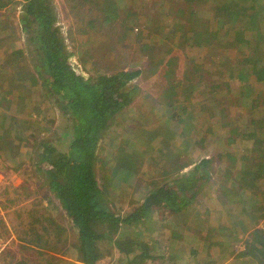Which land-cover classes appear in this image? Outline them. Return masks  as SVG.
<instances>
[{"label":"rangeland","instance_id":"rangeland-1","mask_svg":"<svg viewBox=\"0 0 264 264\" xmlns=\"http://www.w3.org/2000/svg\"><path fill=\"white\" fill-rule=\"evenodd\" d=\"M19 2L12 0L0 8V23L6 26L2 31L6 34L0 42V70L10 74L17 71L18 64L5 66L3 59L8 58V53L14 49L21 50L28 65L35 59L18 20ZM115 2L119 18L114 22H102L96 10L90 13L84 8L88 7L84 2L51 0L57 24L68 50L72 52L70 60L76 72L84 77L96 78L98 73L110 72L111 63L119 67L126 64L129 69L144 68L143 73L131 83V87L137 88L135 102L130 106L131 118L120 122L122 124L114 138L102 142L103 150L98 155L97 166L108 168L107 163L103 165L101 161L102 158L106 162L110 160L105 156L107 149L118 152L132 142H135L134 147L138 143L145 144L140 136L156 125L165 128L167 137L171 135V139L165 141L162 129L151 136L156 146L147 149L144 145L148 156L141 168L142 174L137 175L131 187L126 189L127 198L121 208L112 207L116 213L125 215L129 207L128 199L140 202L150 189L177 177L164 169L159 174L158 184L154 185L153 164L154 170L158 171L165 157L173 165L177 161L188 162L178 177L182 172L197 167L193 176L198 177L193 182L199 185V189L187 190V196L192 195L193 199L179 215H156V220L164 223H159L157 230L165 228L164 225L170 230L168 236L162 235L157 240L158 246L165 243L168 259L164 262L154 260L151 264H175L178 259L187 262V256H192L197 264H264V189L258 191L259 195L255 194V200L240 202L236 212L230 211L227 200L228 193L238 191L233 196L238 200L240 195L248 192L249 189L244 187L246 184L253 186L254 181L264 180V79L255 80L258 87L248 94L252 88L246 85L242 88V81L237 76L233 77L226 66L231 60L243 59L244 55L254 60H260L264 55L260 33L264 28V0L259 2L254 17L230 30V34L234 35L231 48L223 47L216 54L205 42L193 43L191 47L180 43L188 20L183 7L175 6L176 2ZM171 18L176 22H172ZM169 27L177 30L176 33H172ZM85 49L89 51L87 57L81 56ZM146 52H149L151 60L156 57L162 59L160 64H154L148 71ZM12 81H2L4 87L0 89L3 91L1 97L7 94L9 97L6 99L10 101L17 95L14 85L8 83ZM174 81L180 84V90L186 84L193 87V95L187 100L174 96L171 105L157 101L156 92ZM35 84L37 79L33 77L21 86L25 90ZM44 91L48 101H42L36 107L29 99L22 104L25 105L22 113L17 114L19 129L16 132L23 136L21 143L24 149L30 150L31 161L37 159L40 140L53 138L64 120L62 103L55 100L48 86L44 87ZM31 95L30 91L28 96L31 98ZM201 104L210 108L203 111ZM16 108L19 109V105ZM34 118L39 122L36 131L25 121ZM245 134L249 136L245 137ZM161 145L165 146L163 151L159 150ZM204 158L208 160L206 164L201 162ZM20 160L25 162L14 170L0 158V264H13L22 258L30 264H54L52 256H62L63 246L64 249L75 246L76 230L60 204L58 206L57 198L50 195L51 201L46 199L48 192L39 186L30 168L31 161L29 163L23 154ZM52 205L57 208H52ZM45 209H50L51 212H47L55 219L54 231L62 239L60 242H56L54 237L51 240L59 246L55 255L22 239V229H28L34 216L45 214ZM42 220L48 225L47 218ZM122 230L127 231L125 227ZM194 230L203 234V239L190 241L188 236L193 235ZM204 234L207 236L204 237ZM72 248L69 255H63L66 263L75 261L76 253ZM208 255L212 259L206 263ZM115 259L116 255H107L97 260L96 264H116Z\"/></svg>","mask_w":264,"mask_h":264},{"label":"trees","instance_id":"trees-1","mask_svg":"<svg viewBox=\"0 0 264 264\" xmlns=\"http://www.w3.org/2000/svg\"><path fill=\"white\" fill-rule=\"evenodd\" d=\"M11 1L0 0V8ZM78 1L86 3L85 6L88 5L84 7L88 9V12L92 13L96 10L97 16L102 17V22H114L119 18L118 5L115 0ZM160 1L164 3L174 1L175 6H182L185 10L188 24H186L185 32L180 36L183 40L180 43L191 47L193 43L205 42L210 51L216 54L223 47L231 48L230 43L234 35L230 34V30L236 29L239 23L246 22L251 16L254 17L261 0ZM19 4L18 20L22 30L26 33L35 59L28 65L26 57L19 49H14L8 53V58L3 59L5 66L14 63L18 66L14 74L7 73L6 70L3 72L4 69L0 70V89L4 87L1 85L2 81L14 80L8 83L14 85V93L17 94L10 101L6 99L9 97L7 94L1 97L3 91L0 90L2 107L0 111V158L14 170H18L25 162L20 160L21 154L30 163L31 152L23 148L21 143L24 141L23 136L16 132L19 129L16 123L17 114L22 113L25 108V105H22L24 102L33 101L37 107L40 102L48 101L44 91V87L48 86L55 100L62 103L64 120L53 138L40 140L41 149L37 159L31 161L30 168L33 175L37 177L39 186L48 192L46 199L50 200V195L56 197L58 206L60 204L61 209L70 218L76 230L77 242L73 248L68 246L64 249L63 246L62 256L55 255L59 246L51 240L53 237L56 242L62 239L59 233L54 231L55 219L49 216L50 209L47 210L48 212L45 209V214L34 216L29 228L22 229L24 233L22 239L27 244L52 251L55 255L52 256L54 264L60 262L63 264H96L97 260L107 255H116V264H151L154 260L164 262L168 259V249H164L165 243L164 247L158 246L157 240L162 235L163 237L168 236L170 230L165 225V228L157 230L158 224L163 225L164 223L156 220V215L162 214L166 217L173 214L177 216L189 207L193 196H187V190L199 189V185L193 182L198 177L197 174L195 178L193 176L197 167L186 173L182 172V175L178 177V173L188 165V162L177 161L173 165L165 157L158 171L154 170L155 165L153 164L151 173L155 176L152 178L154 185L158 184L159 174L164 169L176 174L177 177L150 189L140 202L128 199L129 207L125 215H121L115 212L112 205L121 208L124 199L127 198L126 189L131 187L137 175L142 174L141 168L147 161V149L156 146L151 136L162 129L165 141L171 139V135L167 137L165 128L156 125L154 128L145 130L140 136L144 142L146 141V150L144 149L145 144L138 143L137 147H134L135 142L124 146L118 152L107 149L105 156L110 158L108 159L110 162H106L103 158L101 161L104 162L103 165L107 163L108 168L97 166L98 155L103 150L102 142L114 138L117 128L122 124L120 122L131 118L130 106L134 104L137 93V88L131 87V83L143 73L144 68L129 69L126 64L119 67L118 64L111 63L108 68L111 69L110 72L98 73L96 78L84 77L76 72L70 60L72 52L68 50L60 26L57 24L56 12L51 0H20ZM1 19L0 17V22H2ZM172 22L176 20L173 19ZM5 27L0 23V42L6 34L2 32L6 29ZM169 28L172 33L173 31L176 33L177 30ZM262 30L261 37L264 42V28ZM88 52L87 49L83 50L81 56L87 57ZM146 54L147 71L153 68L154 64L158 65L162 62L161 57L151 60L149 52ZM226 66L233 77L237 76L242 81V88L244 85L252 88L248 94H252L258 87L255 80L264 79V55L260 60L244 55L243 59H235V62L231 60ZM33 77L37 79V84L23 90L21 84L25 81L30 82ZM178 86L180 84L174 81L167 88L157 91V101L162 100L171 105L174 96H178L179 98H176L180 100L181 96L186 99L193 95V87H187L186 84L180 90ZM30 91L31 98L28 96ZM17 105L19 109L16 108ZM200 107L203 111L210 108L207 104H201ZM25 121L30 124L33 131L37 130L39 124L37 119ZM13 131L15 133H12ZM248 136L245 134V137ZM138 147H140L138 150H134ZM163 147L165 146L161 145L159 150L163 151L165 149ZM207 161L206 158L201 160L204 164ZM244 187L249 190L240 195L238 200L233 198L238 191L228 193V208L231 212L239 211L240 202L255 200V194L257 196L258 191L264 189V180L259 179L254 181L253 186L246 184ZM52 206L54 209L57 208ZM42 218H47L48 225L44 224ZM123 227L127 231H123ZM202 235L194 230L193 235L188 237L190 241L196 242L200 237L203 239ZM206 236L204 234V237ZM71 248L76 253V258L74 262L66 263L63 255H69ZM189 253H191L190 249ZM206 257L205 261L209 263L212 256ZM197 263L192 256H187V262L184 260L180 262L178 259L175 264ZM13 264L30 263L26 258H22Z\"/></svg>","mask_w":264,"mask_h":264},{"label":"crops","instance_id":"crops-1","mask_svg":"<svg viewBox=\"0 0 264 264\" xmlns=\"http://www.w3.org/2000/svg\"><path fill=\"white\" fill-rule=\"evenodd\" d=\"M259 5H260V4H258V7H259ZM258 7H257V10H258ZM257 10H256V11H257ZM247 21H248V20H247ZM247 21H246V22H247ZM260 33H261V31H260Z\"/></svg>","mask_w":264,"mask_h":264}]
</instances>
